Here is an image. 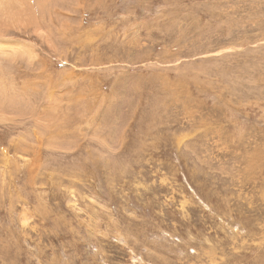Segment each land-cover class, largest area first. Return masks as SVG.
<instances>
[{"label": "rangeland", "instance_id": "1", "mask_svg": "<svg viewBox=\"0 0 264 264\" xmlns=\"http://www.w3.org/2000/svg\"><path fill=\"white\" fill-rule=\"evenodd\" d=\"M0 264H264V0H0Z\"/></svg>", "mask_w": 264, "mask_h": 264}, {"label": "bare ground", "instance_id": "2", "mask_svg": "<svg viewBox=\"0 0 264 264\" xmlns=\"http://www.w3.org/2000/svg\"><path fill=\"white\" fill-rule=\"evenodd\" d=\"M1 50V49H0Z\"/></svg>", "mask_w": 264, "mask_h": 264}]
</instances>
